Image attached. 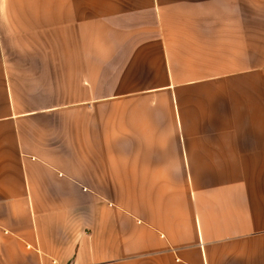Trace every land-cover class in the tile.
Returning <instances> with one entry per match:
<instances>
[{
    "label": "crops",
    "instance_id": "1",
    "mask_svg": "<svg viewBox=\"0 0 264 264\" xmlns=\"http://www.w3.org/2000/svg\"><path fill=\"white\" fill-rule=\"evenodd\" d=\"M0 264H264V0H0Z\"/></svg>",
    "mask_w": 264,
    "mask_h": 264
}]
</instances>
